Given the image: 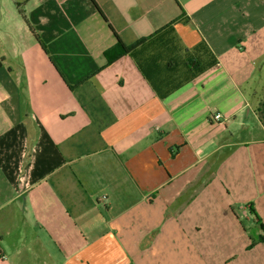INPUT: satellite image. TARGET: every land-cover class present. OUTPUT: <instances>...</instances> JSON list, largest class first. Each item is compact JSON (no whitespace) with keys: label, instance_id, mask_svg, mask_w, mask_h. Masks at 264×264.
I'll return each mask as SVG.
<instances>
[{"label":"crops","instance_id":"1","mask_svg":"<svg viewBox=\"0 0 264 264\" xmlns=\"http://www.w3.org/2000/svg\"><path fill=\"white\" fill-rule=\"evenodd\" d=\"M263 103L264 0H0V264H264Z\"/></svg>","mask_w":264,"mask_h":264},{"label":"trees","instance_id":"2","mask_svg":"<svg viewBox=\"0 0 264 264\" xmlns=\"http://www.w3.org/2000/svg\"><path fill=\"white\" fill-rule=\"evenodd\" d=\"M37 37V36H36ZM137 46H132V47H126L120 40L118 41V44L115 46V48L109 50L106 52V57L108 59V63L111 64L114 61L118 60L119 58L131 53L134 48ZM197 62L196 61H191V66H195L194 64ZM260 115H261V120L264 122V103L262 104L261 108L259 109Z\"/></svg>","mask_w":264,"mask_h":264},{"label":"built area","instance_id":"3","mask_svg":"<svg viewBox=\"0 0 264 264\" xmlns=\"http://www.w3.org/2000/svg\"><path fill=\"white\" fill-rule=\"evenodd\" d=\"M214 119H215L216 121H220V120L222 119V115L217 113V114L214 116Z\"/></svg>","mask_w":264,"mask_h":264}]
</instances>
